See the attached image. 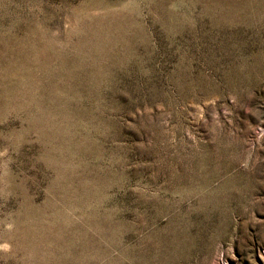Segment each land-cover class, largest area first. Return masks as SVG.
<instances>
[{"label": "rangeland", "instance_id": "obj_1", "mask_svg": "<svg viewBox=\"0 0 264 264\" xmlns=\"http://www.w3.org/2000/svg\"><path fill=\"white\" fill-rule=\"evenodd\" d=\"M0 264H264V0H0Z\"/></svg>", "mask_w": 264, "mask_h": 264}]
</instances>
